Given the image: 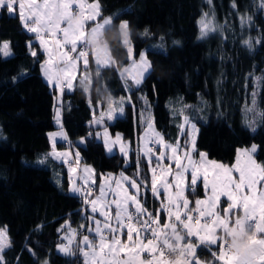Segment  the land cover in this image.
<instances>
[{
    "label": "trees",
    "instance_id": "1",
    "mask_svg": "<svg viewBox=\"0 0 264 264\" xmlns=\"http://www.w3.org/2000/svg\"><path fill=\"white\" fill-rule=\"evenodd\" d=\"M99 3L101 16H110L114 21L103 31V37L116 63L102 69L101 77H97L92 62L88 68L89 96L79 82V71L74 87L64 91L60 103L66 139L71 149L77 150L81 162L94 167L97 180L101 173L119 171L145 180L146 188L140 189L139 198L147 208L153 207V196L147 187L148 163L135 150L148 111L167 140L177 139L181 117L185 115L197 124L196 147L209 158L231 164L238 147L256 143L255 157L264 164L261 0ZM208 9L212 10L215 26L200 35L198 19ZM244 16L251 19L242 22ZM123 19L129 22L135 56L145 46L150 47L147 57L151 70L131 90H127L117 70L128 62L118 27ZM145 30L148 34L142 35ZM245 40L251 48L243 43ZM4 41L10 54L0 52V227L7 229L10 246L2 251L3 259L7 264H83L77 242L73 255L57 249L58 244L65 242L64 231L83 221L82 200L81 195L68 192L65 165L49 155L47 133L57 127L53 117L56 89L42 77L43 53L35 35L19 19L17 6L13 14L0 9V45ZM158 41L162 43L161 50L150 46ZM253 91L257 93L255 106ZM127 94L130 102L124 106V114L108 124L111 132L120 131L130 142L129 162L125 163L119 153H106L89 123L92 105L103 106L107 96L118 98ZM246 118L252 127L245 122ZM81 137L83 144L79 143ZM186 140L187 130H183L180 144L184 146ZM203 193L201 184L195 194L188 190L191 198ZM198 257L203 261L213 259L204 248L199 250Z\"/></svg>",
    "mask_w": 264,
    "mask_h": 264
},
{
    "label": "snow or ice",
    "instance_id": "2",
    "mask_svg": "<svg viewBox=\"0 0 264 264\" xmlns=\"http://www.w3.org/2000/svg\"><path fill=\"white\" fill-rule=\"evenodd\" d=\"M17 2L19 19L23 26L28 32L35 33L41 47L49 54L44 66V75L49 83L54 81L55 87L61 91L74 87L73 81L77 79L79 64L88 69L94 60L95 74L101 77L102 69L116 63L109 53L108 46L102 44L99 39L106 26L114 23L112 17L101 16L99 0H93L92 3H87V0H0V9H6L9 14H13ZM259 7L264 8V0H261ZM97 17H101L102 22H96ZM250 19L244 16L242 22ZM90 22L95 23L93 25ZM200 23L201 33L204 35L206 30H210V21L202 18ZM119 31L126 48L127 60L130 61L129 66L120 71L125 78L127 90H131L132 86L142 83L152 65L144 52H140L138 62L133 59L128 21L120 22ZM147 34L145 30L142 35ZM243 43L251 48L248 40ZM0 52L5 56L10 54L7 42L0 45ZM32 55L36 56L37 52L33 51ZM47 64H54L56 72H52ZM128 78H131L132 85L127 84ZM88 83L89 74L86 72L80 78V84L85 87V91L88 90ZM256 95V91H253V106L256 105ZM108 99L107 115L112 118V114L117 110L123 111L122 105L125 101L122 97L113 107L111 97ZM103 115L102 113L101 116ZM190 143L191 148L184 152L183 157L173 149L169 159L174 161V174L171 167L161 168L159 174L155 168L152 169L151 192L157 197L162 189L167 201L162 204L167 222H164L160 210L147 212L146 205L139 199L140 185L132 180L130 186L136 193L129 195L126 189H121L112 201L114 212L110 215L111 205L100 211L99 215L104 217V221L96 220L92 238L83 235V240L77 245L84 258V264H241L229 251L225 239L238 228L253 231V242L264 246V164L258 163L253 156L257 146L238 150L236 163L228 166L209 160L206 153L198 152L194 136ZM120 150L126 155L124 145H121ZM147 152L151 156V149ZM193 152H198V160L194 158ZM163 157L164 153L157 157V166ZM75 171L74 168L70 169V172ZM85 171L90 172L91 169ZM186 173H190L187 184ZM169 174L173 176L171 181L167 179ZM201 182L206 190L205 198L196 199L195 206L192 207L185 196V190L187 188L195 194ZM116 183L119 187L120 182ZM71 191L80 193L81 189L73 186ZM107 194L101 186L100 196L90 201L85 199L84 203L90 202L92 213H96L97 204L100 203L103 207ZM84 196L90 197L91 193L85 191ZM222 197L226 199L222 200ZM193 220L195 224L192 223ZM124 229L128 243L118 238V233ZM88 231L93 232V229L89 228ZM6 233V228L0 229V252L10 246ZM201 248L211 253V261L202 262L199 259L198 252ZM58 251L65 255L74 254L69 245L58 246ZM121 253L126 258H122ZM142 254L144 259H141ZM0 264H7L2 255ZM44 264H47V261ZM258 264H264V256L260 257Z\"/></svg>",
    "mask_w": 264,
    "mask_h": 264
},
{
    "label": "rangeland",
    "instance_id": "3",
    "mask_svg": "<svg viewBox=\"0 0 264 264\" xmlns=\"http://www.w3.org/2000/svg\"><path fill=\"white\" fill-rule=\"evenodd\" d=\"M92 2H93V0H91V1L87 0V3H92ZM14 11H15V9H14ZM205 14H207V16H205ZM104 17L107 18V17H110V16H104ZM202 18L206 19L207 21H210V30H206L205 34H207L209 31H211L214 28V26H215V18H214V15L212 13V10L208 9V10L204 11L200 15V17L198 19V26H199V30H200V35H202V33H201V23H200ZM121 21L122 20L119 21V24H120ZM97 22H102V19L99 18V20ZM91 24L94 25V23H91ZM118 27H119V25H118ZM120 37H121V35H120ZM99 39H100V42L102 44H106L108 46V49H109V45L107 44V42L105 41V38L103 37V32H102V34H101ZM5 42H7V41H4L2 43V45ZM121 42L123 44L122 37H121ZM150 46L152 48H157L159 50L162 49L161 41L155 42L154 44H151ZM132 47H133V44H132ZM147 48H150V47L149 46L148 47L145 46L144 48H142L140 50V52H144L146 58L148 59V57H147ZM125 50H126V48H125ZM109 51H110V49H109ZM140 52L135 56L134 47H133V59H135L137 62L139 61ZM129 64H130V61H128L122 67L118 68L119 70L117 69L120 77L122 78V80L124 82H125V78L121 75V71L120 70H122L124 68H127L129 66ZM78 67H79V65H78ZM83 68H84V66H83ZM83 68H80L81 69V73L79 74V78H82L86 74V72L88 73V71L85 68L84 69ZM89 75H90V73H89ZM79 82H80V80H79ZM90 83H91V75H90ZM127 84L128 85L132 84L131 78L127 79ZM88 85H89V83L87 84V89H88ZM83 88L85 89L84 86H83ZM89 88H90V86H89ZM88 90H87V92H88ZM109 97H111V100L113 101V107H115V102L119 101L122 97L124 98V101H125L123 103V105H122L123 111L121 112V111L117 110L116 112H114L112 114V118H109L108 115H107L108 110H109V99H108ZM129 102H130L129 94H127L126 96L118 97V98H114L112 96H107L103 106H101V104H99V103L96 105V107H94L93 105L91 106L93 111H92V118H91L90 123H89L94 128L93 136L96 139L102 141V143L104 144V149H105L106 153H109V154L113 153V152L119 153L120 155H122L124 157L125 163L129 162V155L131 153L130 142L127 139L124 138V136L122 135V133L120 131L111 132L110 128L108 127V124L110 122H112L113 120H115L116 117L122 116L124 114V106H125V104H127ZM169 103L170 102L168 100L167 101L168 107H169ZM146 106L149 108L148 105H146ZM58 110H59V106L57 105V103H55V116H54L55 122L58 121V119H57V111ZM102 113L104 114L103 117L101 116ZM245 122L248 124L247 118H246ZM149 125H151V126H149ZM193 126H194V128H193ZM180 127L181 128H180L179 135H178L177 139L176 140H167L163 136V134L159 130H157V128L155 127L151 112L150 111L146 112V122H145V125L142 127L141 131L138 133V136L136 138L135 150L139 153L140 156H143L145 158V160L147 161V163H148L149 174H148L147 181H148L149 184H148L147 187L149 188L150 192H151V178H152V169H153L152 165H153V162H154V165L156 166V168L160 169V170H161V168H169V167H171L172 168V173L174 174L175 171H176L175 164H174V161L169 159V157L172 155L173 149H176L177 154L180 155L181 157H183L184 152L191 148V143H190L191 138L194 136L195 139H196V135H197V132H198V126H197V124L194 121L190 120L187 116L183 115L181 117ZM250 127H252V126H250ZM183 130H187V140H186L187 143L184 146H182L180 144V134L183 133ZM49 132H52V134H55L56 136L60 134V132H58L57 129L51 130ZM117 137H119V140H117ZM106 141H107V144H106ZM153 141L157 142V148L154 151L155 161L152 160V157L147 152V150L149 149L148 145L151 142H153ZM79 143H81V144L84 143V138L83 137H81L79 139ZM64 145H66L67 147H69L70 150H72L71 147H70V144L67 141H65ZM121 145L125 146L126 155L124 153H121V150H120ZM253 145L257 146L256 143H251L248 146H240V147H238L236 149L235 159H234L233 163H231V164L223 163V164L231 166L232 164L236 163L238 150L251 149V147ZM166 146H168V147H166ZM54 148L55 147H53V149ZM52 151H54V150H52ZM198 152L206 153L205 151H199V150H198ZM198 152H193L192 153L194 158L197 159V160L199 159ZM73 153L69 152V158H67L68 160L64 161L63 164L64 165L66 164L65 168L69 172V175L67 176L68 192L73 193V194H77V195H82V197H81L82 209H81V213L80 214H83L84 219H83V221L81 223H79L76 226H73V227L69 226L67 228V230L64 231V233L62 234L63 239L66 242H68V245H69V247H71V249H73V247L75 245V242H77V245H78L83 240V235H89V238L90 239L92 238L93 233H94V229H95V221L96 220H99L101 222L104 221V217H101L99 215L100 211L106 210L108 208V206L111 205L112 206V211L110 212V215L112 214V212H114V207L115 206H114V204H112V201L117 196V194L120 193L121 189H126L128 191L129 195L136 193V190L132 189L131 186H130V182L132 180H135L138 183V185H140L139 191H140L141 188L142 189L146 188L145 187L146 186L145 185L146 184L145 180L141 181L139 179H135L132 176H129V175H127V174H125L124 172H121V171H119V172L101 173L99 175V179L97 180V176H96V172H95L94 167L91 164L81 162L80 156H79L77 150L74 149ZM161 153H164V157H163V159L160 160V165L157 166L156 159ZM255 153H253V156L256 159ZM207 158L209 160H214V161H217L219 163H222V162H220V161H218L216 159L209 158L208 156H207ZM257 162L260 163L258 160H257ZM72 168L76 169V171L75 172H70V169H72ZM85 169H91V171L87 172V171H85ZM157 174H159V173H157ZM234 175H236V174L234 173ZM189 176H190V173H186V184H187V179H188ZM54 178L56 180V175H55ZM124 178H127V179H124ZM172 178H173L172 174H169L167 176L168 181H171ZM116 181L120 182L119 187H117ZM90 184L93 185V187L95 189V192L97 194V196H94L92 199H97L100 196L101 186H103L105 191H106V193H108L107 196H106L105 201L103 202L104 206L101 207L100 203L97 204L98 211L96 213H92V205H91L90 202H89L90 204L88 203L87 205L84 203V200L88 199V197L84 196V192L86 190L84 188V186H88ZM200 184L203 187L202 182ZM73 186H75L77 188H80L81 192L80 193L72 192L71 189H72ZM205 193H206V190L203 193V195L195 196L194 198H191V196L188 194V189L186 188V190H185V196L189 200L190 206H192V207L195 206L194 202H195L196 199L205 198ZM151 195L153 196L152 192H151ZM221 199L224 200L226 198L222 197ZM152 200L154 202L153 207H149V208L146 207L147 212L148 213H153V212H155V210H160V213L162 215V211H163L162 204L167 202L165 197H164V195L162 194V189H161V194L159 196H157V197L153 196ZM164 222H167L166 213H165V217H164ZM192 223L195 224L193 221H192ZM89 228H92L93 232H89L88 231ZM0 229H5V228L0 227ZM6 235H7V233H6ZM69 238L71 239V244H69ZM118 238L121 239L122 242L128 243V239H127V235H126V229L122 230L121 233H118ZM7 239H8V236H7ZM8 243H9V240H8ZM96 243L97 244L99 243L98 238L96 240ZM60 245H65V244L64 243L58 244V246H60ZM57 249H58V247H57ZM97 251H98V249H97ZM60 253L64 254L63 252H60ZM0 255H2V252H0ZM121 257L122 258H126V257H124L123 253H121ZM82 258H83V256H82ZM141 259H144V254L141 255ZM44 262L45 261H43L41 264H44ZM217 263L219 264V262H217ZM83 264H84V258H83Z\"/></svg>",
    "mask_w": 264,
    "mask_h": 264
},
{
    "label": "crops",
    "instance_id": "4",
    "mask_svg": "<svg viewBox=\"0 0 264 264\" xmlns=\"http://www.w3.org/2000/svg\"><path fill=\"white\" fill-rule=\"evenodd\" d=\"M17 9H18V12H19V8H18V2H17ZM99 19H98V17H97V21H98ZM96 21V22H97ZM90 23H95V22H90ZM107 27V26H106ZM34 35H35V33H33ZM35 40H36V42H37V44H38V48H39V50L43 53V56H44V58H43V60H42V62H41V64H40V71H41V74H42V77H43V79H44V81L45 82H47L50 86H54L55 87V82L53 81L52 83H49V81H48V79H47V77L44 75V66H45V64H46V62L48 61V53L47 52H45L44 51V49L41 47V45H40V43H39V41L36 39V35H35ZM110 52V51H109ZM93 64L95 65V63H94V60H93ZM96 66V65H95ZM47 67L49 68V69H51V71L52 72H56V67L54 66V64H47ZM80 68H83V65L82 64H79V67H78V71H77V75H78V72H79V74L81 73V69ZM84 69V68H83ZM87 71H88V74L90 73L89 72V70L88 69H86ZM79 80H80V78H79ZM89 80H90V75H89ZM75 83H76V80H74L73 81V85H75ZM89 86H90V83H89V85H88V89H89ZM55 89H56V96H55V98H54V106H53V117L55 116V103H57V105L59 106V116H57V119H58V121L57 122H55V120H54V122H55V124H56V128L55 129H57L58 130V132H60V134L59 135H53L52 134V132H48L47 133V136H48V140H49V143H50V150H49V155L54 159V160H56V161H59V162H64V161H67L68 159L67 158H69V152L71 153H73V150H70L69 149V147H67L66 145H64V143H65V141H66V135H65V132H64V129L61 127V118H60V98H61V96H62V94L64 93V91H70L71 89H64L63 91H61L59 88H57V87H55ZM83 90H84V92H85V94L87 95V96H89V90H88V92L87 91H85V89L83 88ZM54 130V129H53ZM53 147H55L54 149H53ZM52 150H54V151H52ZM54 153L55 154H67L66 156H64V155H60V156H57V155H54ZM74 154V153H73ZM65 166H66V164H65ZM66 171H67V169H66ZM69 175V172L67 171V176ZM202 186V185H201ZM204 189V188H203ZM204 192H205V189H204ZM90 204V203H89ZM163 212V211H162ZM164 213V212H163ZM164 217H165V213H164Z\"/></svg>",
    "mask_w": 264,
    "mask_h": 264
},
{
    "label": "clouds",
    "instance_id": "5",
    "mask_svg": "<svg viewBox=\"0 0 264 264\" xmlns=\"http://www.w3.org/2000/svg\"><path fill=\"white\" fill-rule=\"evenodd\" d=\"M254 233L246 228H238L231 236H226V244L232 255L241 264H258L264 256V246L253 242Z\"/></svg>",
    "mask_w": 264,
    "mask_h": 264
},
{
    "label": "built area",
    "instance_id": "6",
    "mask_svg": "<svg viewBox=\"0 0 264 264\" xmlns=\"http://www.w3.org/2000/svg\"><path fill=\"white\" fill-rule=\"evenodd\" d=\"M62 100V96H61V98H60V102H62L61 101ZM66 141L68 142V140L66 139ZM69 143V142H68ZM148 148L149 149H151V157H152V160L153 161H155V156H154V151L156 150V148H157V142L156 141H153V142H151L149 145H148ZM153 168H155L156 169V172L157 173H160V169H157L156 168V166L154 165V162H153ZM84 188L86 189L85 191H87L88 190V192H90L91 193V196L90 197H88V200L90 201L94 196H97V194H96V192H95V189H94V187H93V185L92 184H90V185H88V186H84ZM81 197H82V195H81ZM87 205V204H86ZM194 207V206H193ZM193 222L195 223V220H193ZM64 244L65 245H68V242H64ZM202 262H206V261H203V260H201ZM208 261H211V260H208Z\"/></svg>",
    "mask_w": 264,
    "mask_h": 264
}]
</instances>
